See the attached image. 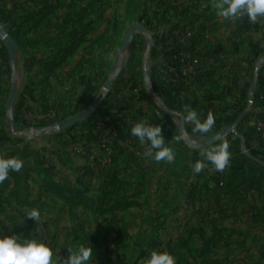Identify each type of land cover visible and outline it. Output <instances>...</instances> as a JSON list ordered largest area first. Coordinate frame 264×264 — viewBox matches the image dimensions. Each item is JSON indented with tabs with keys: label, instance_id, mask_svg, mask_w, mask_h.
<instances>
[{
	"label": "rangeland",
	"instance_id": "rangeland-1",
	"mask_svg": "<svg viewBox=\"0 0 264 264\" xmlns=\"http://www.w3.org/2000/svg\"><path fill=\"white\" fill-rule=\"evenodd\" d=\"M212 3L0 0V26L16 43L7 45L0 33V156L23 160L0 184V234L44 239L58 264L80 243L93 248L89 264H143L154 247L169 251L175 264H264L260 175L219 174L211 183V173L192 170L202 150L195 145L250 113L246 106L224 121L214 114L206 135L184 122L192 76L177 75V47L189 26L193 38L202 36L194 50L198 62L206 54L211 42L192 22L204 11L218 23ZM134 24L148 34L136 31L124 47ZM98 100L100 107L87 115ZM209 108L193 109L204 118ZM140 120L161 125L175 152L172 163L144 156L148 146L131 135ZM238 125L214 145L235 146ZM29 209L39 211L38 220L25 217Z\"/></svg>",
	"mask_w": 264,
	"mask_h": 264
},
{
	"label": "crops",
	"instance_id": "crops-1",
	"mask_svg": "<svg viewBox=\"0 0 264 264\" xmlns=\"http://www.w3.org/2000/svg\"><path fill=\"white\" fill-rule=\"evenodd\" d=\"M197 16V29L200 34L206 35V41L210 40L211 45L198 62L197 74L192 76L190 84L185 87V106H201L204 109L210 107L207 112L212 111L223 121L224 118H235L240 109L243 111L246 106L250 107L249 116L238 125L239 141L229 148V166L222 172L216 171L213 166H206L202 174L211 173L212 183L213 180L217 181L216 175L221 174L220 178L226 179L236 175L238 171L247 173L251 170L260 175L258 184L264 196V145L257 140L255 127L252 126L260 117L259 114L264 115V106L255 103L264 97V21L257 26L247 16L241 17V23L232 18L218 16L215 20L219 22L215 24L211 21L214 14L202 11ZM256 72L259 75L258 85L255 102L251 103L249 94L254 82L251 80ZM246 122L248 125H245ZM246 127L248 130H245ZM260 222L264 223V215ZM247 223L248 220H244L241 225Z\"/></svg>",
	"mask_w": 264,
	"mask_h": 264
},
{
	"label": "clouds",
	"instance_id": "clouds-1",
	"mask_svg": "<svg viewBox=\"0 0 264 264\" xmlns=\"http://www.w3.org/2000/svg\"><path fill=\"white\" fill-rule=\"evenodd\" d=\"M212 7L218 16L224 18H241L247 16L252 22L258 17H264V0H213ZM184 122L191 124L193 133L206 135L215 126L216 117L209 111L201 118L197 110L185 106ZM131 135L137 137L148 149L144 156L156 162L172 163L175 160L174 149L166 143L160 124L140 120L131 127ZM180 140V137H176ZM200 159L192 165L193 173H200L207 164L216 171H224L230 164L231 153L227 141L203 148L199 153ZM23 167V160L17 156H0V184L9 178L12 171L18 172ZM25 217L35 221L39 219V211L29 209ZM68 257L63 264H89L94 253L92 246L80 243L68 248ZM0 264H58L53 248L44 239L30 238L19 234H0ZM143 264H175L174 256L167 250H153L144 258Z\"/></svg>",
	"mask_w": 264,
	"mask_h": 264
},
{
	"label": "water",
	"instance_id": "water-1",
	"mask_svg": "<svg viewBox=\"0 0 264 264\" xmlns=\"http://www.w3.org/2000/svg\"><path fill=\"white\" fill-rule=\"evenodd\" d=\"M140 30L141 32H143L144 34H148V32L140 25V24H134L128 31L127 37L125 39L124 42V47H126V45H128L133 37V35L135 34L136 31ZM0 33L3 35V39L5 41V43L7 45H12V46H16V43L14 41V39L4 30L2 29V27L0 26ZM262 62H264V59L262 60ZM258 72L255 76V81L252 85V88L250 90V94H249V99L250 102L252 103L254 101L255 98V91L258 85ZM149 80V76H146V81L148 82ZM112 83V80L108 83V85L106 86V88H109L110 85ZM16 100V93L12 94L11 97V101H10V105H9V114L12 115L13 114V108H14V103ZM101 104V100L96 101L94 104H92L86 111L87 115H92L94 112H96V110L100 107ZM163 108L167 111V112H173L171 109H169L166 105L163 106ZM81 116L79 117H75L69 121L64 122L63 124H60L58 126V128L60 129H64L67 128L73 124H75L76 122H78L80 120ZM241 118L232 126L226 128L225 130L214 134L210 137L205 138L204 140H202L199 144L195 145L196 148H207V147H211L212 145L216 144L217 142L221 141L222 139L226 138L229 134L233 133L237 127V125L239 124Z\"/></svg>",
	"mask_w": 264,
	"mask_h": 264
},
{
	"label": "built area",
	"instance_id": "built-area-1",
	"mask_svg": "<svg viewBox=\"0 0 264 264\" xmlns=\"http://www.w3.org/2000/svg\"><path fill=\"white\" fill-rule=\"evenodd\" d=\"M262 19L264 17H261ZM189 29H185V39L181 46L177 48V57L178 58V74L179 75H191L193 76L198 71V60L197 54L191 53L189 48H191L192 38L194 32L191 27L188 26ZM256 138L257 140L264 145V120L258 118L255 124Z\"/></svg>",
	"mask_w": 264,
	"mask_h": 264
},
{
	"label": "trees",
	"instance_id": "trees-1",
	"mask_svg": "<svg viewBox=\"0 0 264 264\" xmlns=\"http://www.w3.org/2000/svg\"><path fill=\"white\" fill-rule=\"evenodd\" d=\"M198 17L199 16H195V20L192 22L193 24L194 23H196L197 22V19H198ZM202 38V36L199 38H197V36H194V38H193V40H192V43H191V48H189V50H190V52L191 53H194V50H195V47L197 46V45H199L200 43H201V39ZM178 48V47H177ZM177 58H179V57H177ZM174 92V88H173V86L172 85H169L168 86V89L165 91V98H166V103L170 106V103H169V100H171V98L173 97L172 96V94L171 93H173ZM255 102V101H254ZM255 103H257V105H259V106H264V97H263V99H260V100H256V102ZM88 103H86L84 106L85 107H87L86 105H87ZM240 112L242 111V109H240L239 110ZM239 112V113H240ZM111 115V114H110ZM259 118H261V119H263L264 120V115H262V114H259ZM119 132H122L123 130H118Z\"/></svg>",
	"mask_w": 264,
	"mask_h": 264
}]
</instances>
